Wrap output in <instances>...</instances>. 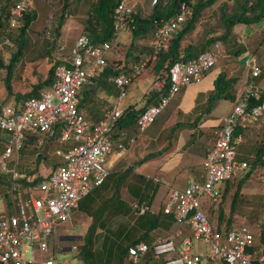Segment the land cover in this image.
I'll return each mask as SVG.
<instances>
[{"label": "built area", "instance_id": "1", "mask_svg": "<svg viewBox=\"0 0 264 264\" xmlns=\"http://www.w3.org/2000/svg\"><path fill=\"white\" fill-rule=\"evenodd\" d=\"M133 5L131 0L117 1L112 12V36L101 43H91L81 33L64 52L66 44L52 37L53 63L60 61L54 65L52 84L23 99L18 106L0 105V131L6 133L0 152V171L9 175L12 202L11 210H0V264H58L51 246L52 234L59 224L72 225V213L79 200L103 183L111 168L108 161L111 151L126 153L169 99L182 87L199 82L224 52L222 45L215 41L195 56L172 63L167 71L166 92L138 114L136 132L130 134L121 129L112 136L114 122L123 113L121 101L133 78L146 69L149 59L167 48L189 13L187 4L181 2L178 12L161 20L152 32L149 58L133 63L130 72L109 77L117 93L114 97L102 96V115L93 122L87 117L86 109L79 105L78 92L105 66L108 51L131 21ZM32 7L33 0H15L9 7L8 25H19L20 17ZM3 44H8V40L0 42V50ZM244 64L251 78L264 72V64H259L252 54L245 55ZM2 71L0 67V75ZM161 87L160 80L154 81L153 90ZM242 93L259 97V89L253 83H246ZM263 112L264 102L247 107L241 96L233 102L214 130V141L201 161L203 179L189 181L182 188L170 187L167 191L161 210L172 214L173 231L156 236L149 244L139 241L132 245L128 255L130 264H139L148 249L161 257L164 264H264V240L256 242L255 232L248 224L232 223L225 231L218 230L209 220L206 208L222 201V183L234 179L247 166L246 161L236 159L235 128L257 122ZM56 130L57 142L69 146L55 149L60 162L48 175L36 177L9 164L17 158L27 132L52 135ZM131 207L134 214L149 208L136 201ZM195 241L206 243V252L194 251ZM74 248V245L70 247Z\"/></svg>", "mask_w": 264, "mask_h": 264}, {"label": "trees", "instance_id": "2", "mask_svg": "<svg viewBox=\"0 0 264 264\" xmlns=\"http://www.w3.org/2000/svg\"><path fill=\"white\" fill-rule=\"evenodd\" d=\"M14 1L15 0L0 1V34L3 33L7 37H11V35H13L12 29H15L17 32V39L15 42L22 47L25 40H27L28 30L33 29V26L30 28V24L36 18V14L29 10L20 17L19 25L10 27L8 25L7 16L9 7ZM60 1L61 4L54 7L51 13V29L54 38L59 37L60 28L71 5L70 0ZM86 1L88 2V7L85 10L84 18L81 23L82 33L94 44L108 40L113 32L112 12L118 0ZM217 1L218 0H152L150 10L143 15H141L138 8L133 5L131 21L124 28L130 36L129 45L125 48L124 64L121 66L122 61L119 59L106 60L105 66L99 70L89 82L83 84L78 92L79 105L86 109L87 117L93 122L101 117L102 112L100 109L96 108L98 106L96 96L97 92L101 90L113 92L114 85L108 80L109 77L120 72H129L130 68H127L129 60H133V62L139 61V54L134 47L135 40L151 35L161 20L168 19L178 12L181 2H185L188 6L189 13L186 19L179 25L176 33L169 41L167 48L160 51L156 58L149 61L146 66L147 68L151 67L152 72L162 83V87L155 90L149 100L154 98L155 103L157 96L166 92L168 88L167 71L170 65L175 61L185 60L195 56L199 52L209 48L215 41L223 42L224 46L227 48H230L231 45H237V48L234 49L232 53L234 55L241 54L245 48L237 43V37L233 32V27L236 24L251 25L263 20L264 0H236L232 8L233 10L230 12H226L224 7H222L220 10V23L224 29L222 34L203 36L202 39L195 44L186 41L188 34L194 29L196 22L200 18L201 12ZM49 39L51 40L49 43L50 45L44 46L45 48L42 51V56H48L52 51L53 40L51 38ZM119 44L120 42L113 46L118 47ZM20 52L21 48L14 53V56H17ZM59 62L60 61H54L47 71L46 78L33 84L31 91L20 94L12 92L11 89L10 75L13 65L15 64L12 58L5 66L6 75L4 77V85L7 94L13 96L16 101L15 103H17L20 100L37 94L36 92L39 89L49 87L54 79V65ZM1 64L0 60V66ZM134 79L135 77L133 80ZM233 81V78H227L226 73L222 71L217 74L213 82V89L206 93L207 112L210 111L216 100L221 98L233 99L234 94L233 90H231ZM242 98L246 106L250 107L253 104L264 102V91H259L258 98H254L248 94H243ZM143 108H134L133 106L124 108L123 113L114 122L112 136H116L117 132L121 129L127 130L130 134H134L136 132V118ZM93 112H98V114H94ZM239 128L238 126L235 128L233 138L238 134ZM43 135L46 137L44 139L45 141L37 146L35 135L27 132L19 149V158L27 153V155L33 157L38 164V161L43 158L47 147L50 146L51 141L58 146L57 130L52 135ZM5 137L6 133L0 131V152L3 149V140ZM68 146L69 144H65L62 148H67ZM263 148L264 146L262 149ZM258 152L259 153H255L256 157L254 159H243L247 163L246 168L243 170V175L239 177L236 176L235 179L222 183L221 202L227 204V201H229V205L226 216L224 208L220 207L222 206L221 202L218 204L217 215L213 217L216 218L215 227L218 230L225 231L230 228L235 215H237L238 211L244 206L243 203L246 201L241 198L243 185L259 166H264V159H259L262 152L259 150ZM19 158L17 157L11 160L9 164L15 165L16 168H19L20 165L24 167V164L18 165V163H16ZM147 159L148 156H144L140 162ZM237 160L242 161L240 159ZM132 168V166L121 169L110 168L103 183L94 188L97 189L104 184L114 185V188L109 190L110 194L108 196L100 198L99 202L96 204H93L94 200L90 197L88 204L84 206L88 207L87 215L91 220L84 235L81 237L82 242L78 245L76 250L75 259L78 260V262L86 264H130L128 255L129 248L132 245L139 241H143L147 244L151 243L157 236L156 232H158V230L169 231V228L172 226V221L174 223L172 214H165L162 210L157 213H152L147 209L139 215H134L131 205L120 197L119 187L121 184H126L128 192L132 194L136 201L140 204L145 203L149 207L151 197L156 189L153 188L154 186L152 184L147 183L142 176L134 174ZM5 176V173H0V184L7 187V189L3 191V197L8 202L10 195V179H5ZM21 183L24 184L25 182L21 181ZM91 192L87 193L79 200L78 208L82 207V201L85 200ZM261 194L264 195V192ZM257 204L258 206H264V203L261 201L257 202ZM257 204L255 203L253 205L257 206ZM248 208L250 209H245V211L251 217L254 210L251 207ZM212 212H214V210H212ZM209 220L211 221L210 217ZM256 222L259 226L258 240L262 242L264 240V208L261 214L256 218ZM98 243L100 246L96 248L95 245ZM139 264H164V262L161 257H156L153 251L148 249Z\"/></svg>", "mask_w": 264, "mask_h": 264}, {"label": "crops", "instance_id": "3", "mask_svg": "<svg viewBox=\"0 0 264 264\" xmlns=\"http://www.w3.org/2000/svg\"><path fill=\"white\" fill-rule=\"evenodd\" d=\"M70 1L71 10L77 11L81 5V0ZM133 2L135 7H137L140 11L141 15L145 14L148 11L147 0H133ZM35 9L36 8L34 7L33 3V7L30 10L35 13ZM77 15L75 14L76 17L72 18L71 13L66 14V18L60 28L59 38H61L66 44V51L69 47H71L75 38L82 33L81 23L84 18V14L78 16ZM15 31V29H12V34H14ZM233 32L235 33V29H233ZM150 40L151 35L135 40L134 47L137 49V52L139 54V61L149 58V56L151 55ZM118 42H120L118 47H121V51L116 52L117 54L115 57V50L113 52L112 48L109 50V56L113 59L121 60L122 66L124 64L125 48L129 45L130 42V36L126 30L121 31ZM237 42L238 44H241L240 42L242 41L240 40V38H237ZM222 47L224 52L218 59V61H221V64H219L218 61L216 62V65L219 64V68H217L218 70H209L203 75L200 82L182 87L175 97H171L167 105L158 114V116H161L162 118V122L159 127H152L153 123L149 125L142 133L136 136L135 143L131 147H129L126 153L120 155L116 150H112L108 155V161L111 165V168L121 169L127 166H132V171L134 174L142 176L147 183H150L154 186L153 188H155L156 190L151 197L148 208V210L152 213H157L161 210V207L167 195V191L170 187L182 188L189 181L203 179L204 169L202 167L201 161L205 156L208 148L214 141L213 132L220 124L222 118L228 113L233 102L236 101L239 96L242 97V90L244 85L246 83H253V85L257 87L259 91H264V74L258 77L251 78L247 68L244 72H241L240 68L236 66L235 62L230 59V57L232 59H236L240 54L235 55V57H229L230 51H225L224 45H222ZM20 48L21 51H28L32 47H27L26 49H24L23 46L21 47L20 45L16 44L15 48H12L11 46L8 49V47L5 45V51L1 50L0 52V60L3 61L1 63H8L12 58L14 59V62H17V56H14V53L17 52ZM244 51L242 53H244ZM46 57L47 59H51L50 64L52 65V51ZM25 59V64L19 63L18 68L19 70H21V73L16 74L13 82H11L10 75L11 89L14 93L23 94L31 91V88L28 92H26V90L18 91L17 89H14V83L22 81L24 77H27V73L23 75L25 72L23 70L32 65V62L28 61L27 57ZM151 60L153 59H149V61ZM149 61L147 62V64L149 63ZM135 62H133V60H129L127 63V68L129 69ZM221 71L226 73L227 78L230 77L234 79L231 88L234 94L233 99H218L216 100L210 111L207 112L206 93L213 89L214 79ZM149 76L152 77V81L149 87L144 92L139 94L137 93L138 96L135 98L134 102H132L133 93L130 92V85L128 86L126 93L127 99L125 98V101L123 100L124 102L121 103V107L123 109L128 106H133L134 108H143L150 103H154L155 99L152 98V100H149V98H151V95L156 90L152 89V85L155 81L154 79H156L157 76L152 72L151 67H149ZM2 90H4V94L6 97L9 96L7 94L5 85L4 87L0 86V92ZM39 90L36 93H38ZM116 93L117 90L114 87L113 92L101 90L97 92V95L99 97V101L101 102L103 101L101 99L102 96L108 95L110 97H114ZM21 101L22 100L17 103L13 102L12 104L18 106ZM170 103H172V105H170ZM97 104L98 106L96 108L100 109V111L102 112L104 106H102L100 103ZM162 112L164 113L162 114ZM94 114H98V112H95ZM237 126L240 128L238 134L235 136L237 142L236 158L242 161H244L243 159H254L256 157L255 153H259V150L260 152H262L259 159H264V148L262 149V147L264 146V112L257 122L246 123L245 125L239 124ZM33 134L35 135V138L37 140V143L35 142L37 146L41 145L45 141V135L40 133ZM57 145L58 146H56L55 143L53 144V141H51L50 146L47 147L43 158L38 161V164L37 161L33 159V157L27 155V153L20 156L19 158L18 152L17 157L19 159H17L16 163H18V165L24 164V167L20 165L17 169H19L20 171H25L26 173L36 177H44L48 175L57 166L58 162H60L59 157L55 154V149L64 145H61L59 143ZM144 156H148V159L140 162V160ZM113 188L114 185L110 184H104L103 186L98 187L97 193L92 196L94 200L93 204L99 202L100 198L108 196L110 194L109 190ZM119 194L120 197L127 203L131 204L133 201H136L132 194L128 192L126 184H121V186L119 187ZM3 202L4 207L1 210H11V198H8V202L7 200ZM83 215L89 217L86 213H84ZM174 226L175 225L172 221V226L169 228V231L158 230V232H156L157 236H166L173 231ZM186 232L187 229L184 230V233ZM71 237L72 235H67L66 230H59L58 226L55 228L52 234L51 246L53 248V252L56 256V261L58 262V264H71L76 262L75 259H73L74 261L72 260L70 262L66 257V255L69 257V255L71 254V245L67 244V239H70ZM178 242L179 240H177V243ZM58 243L60 244L59 250L57 249ZM62 249H64L63 251L65 257L60 260L57 258V255Z\"/></svg>", "mask_w": 264, "mask_h": 264}, {"label": "rangeland", "instance_id": "4", "mask_svg": "<svg viewBox=\"0 0 264 264\" xmlns=\"http://www.w3.org/2000/svg\"><path fill=\"white\" fill-rule=\"evenodd\" d=\"M147 1H148L147 10H150L152 0H147ZM131 2L132 4H134L133 0H131ZM235 2L236 0H218L212 6L205 8L201 12L200 18L196 22L194 29L188 34L186 41L187 42L189 41L195 44L199 42L203 36L222 34L224 29H223L222 24L220 23V10L222 7H224V10L226 12L232 11L233 10L232 8ZM33 3H34V7L36 8L35 9L36 18L34 19V21L31 22L30 28H32L33 26V29L28 30L27 38H26L27 40H25V42L22 45L24 49H26L27 47L29 48L32 47V48L29 49L28 51L23 50L17 55V62H15V64L13 65L12 72H11V82H13L16 74L21 73V70H19L18 68L19 63L25 64L26 57L28 58V61L32 62V65L30 67H27L26 69L23 70L25 71L23 75L27 73L26 74L27 77L26 78L24 77L22 81L14 83L15 90L16 89L18 91L26 90V92L29 91V89L31 88V85H33L32 83H36L46 77L47 70L49 66L51 65L50 64L51 59H47L46 56H42V51L45 48L44 46L48 45L51 42L49 38L54 37L53 31L51 29V22H52L51 13L54 7H57L61 4V1L60 0H33ZM87 7H88V2L86 0H81V5L79 9L77 11H73L71 10V5H70L69 11L67 12V14L71 13L72 18H75L76 17L75 14L83 15ZM233 29H235L236 37L240 38V40L242 41L240 43L245 48V51L244 53H241L236 59L235 58L232 59L230 56L235 57V55L232 52L234 49L237 48V45H231L230 48L229 47L227 48L224 46L225 51L227 50L230 51L229 52L230 59L235 62L236 66L240 68L241 72H244L246 69V66L244 64V57L246 54L254 55L257 59V62L263 65L264 63V19L259 22L253 23L251 25L236 24L233 27ZM6 39L8 40V44L2 45L1 47L2 51H5V45L8 47V49L11 46L12 48H15L17 44L15 42V40L17 39V32L15 31V33L11 35V37L10 36L7 37L3 33H1L0 42L5 41ZM57 39L63 42L61 38L57 37ZM218 42L221 45H224L223 42L221 41H218ZM52 47L53 48H51V50L53 51L54 42H53ZM112 48H113V52L115 50L114 55L116 57V54H117L116 52L121 51V47L117 48V46H112L111 49ZM64 52H66V50H64ZM109 55H110V51L108 53L106 60L113 59ZM0 57H1V54H0ZM1 62L3 61L1 60ZM218 62L219 64H221L220 60ZM219 64L218 65L215 64L209 70H216L217 68H219ZM5 65H7V63L5 64L2 63L0 66L3 70L0 75V86L1 87H4L3 83H4V77L6 75ZM135 78L136 79L130 84V88H129L130 92L133 93L132 102L135 101V98L138 96L139 93L144 92L149 87L152 81V77L149 76V67L146 70H144L142 73L138 74ZM154 80L158 81L159 78H156ZM194 83H198V82H194ZM190 84H193V83H190ZM178 92L174 95V97L178 94ZM0 97H3V98H0V105L16 102L13 99V96L6 97L4 94V90L0 92ZM125 98L127 99V94L122 99L121 103L125 101L124 100ZM96 101L100 103L102 106H104L103 101L101 102L99 101L98 95L96 96ZM170 105H172V103H170ZM163 113L164 112H162V114ZM161 120H162L161 116H158L153 122L152 127H155V126L159 127L162 122ZM248 167H249V164H248ZM0 173H3V172L0 171ZM243 173L244 172L242 171L241 174H239L237 177L243 175ZM5 175H6L5 179H8L9 175L7 174ZM6 189L7 187L5 185L2 186L0 184V210L4 207L3 201H5V198L3 197V191H5ZM97 190L98 189H94L90 193V195L84 201H82V207L80 208L77 207L73 210L72 220H71L72 225H67V224L58 225L59 230H66L67 235H70V236L72 235L70 239H67V244L71 246L72 245L76 246V248L71 249V254L69 255V257L66 255L67 259H69L70 262L73 259H75L76 252H77L76 250L78 248V245L82 242L81 237L82 235H84L90 223V220H91L86 215H83L84 213L87 214L88 212V209H87L88 207H84V206L88 204L89 198L94 196L95 193H97ZM263 192H264V166H259L256 169V171L248 178V180L243 185L241 198L244 199L246 202L243 203L244 206L238 211V214L235 215V218L233 220L234 224L243 223V222L248 224L252 228V230L255 232L256 242H259L258 240L259 226L257 225L256 218L261 214V211L264 208V206H258L257 202L261 201L262 203H264V195L261 194ZM10 196H11V193H10ZM224 203L225 202L223 203L221 202L222 206L220 207L224 208V212L227 216L229 201H227V204L226 203L224 204ZM255 203L257 204V206L253 205ZM129 205L131 204L129 203ZM248 207H251L254 210L251 217L245 211V209H250ZM206 208H207V213L209 214V217L211 218L212 223L215 224L216 218H213V217H216L217 215L218 205L216 207H209V208L206 207ZM212 210H214V212H212ZM59 245L60 244L58 243L57 244V246L59 247V248L57 247L58 250L60 249ZM99 246H100L99 243L95 245L96 248ZM206 248H207L206 243L201 242V241L194 242V245H193L194 250L198 252H204L206 251ZM63 250L64 249H62L60 253L57 255V258L60 260H62V258L65 257ZM75 261L76 262L74 263H78V260L75 259Z\"/></svg>", "mask_w": 264, "mask_h": 264}]
</instances>
